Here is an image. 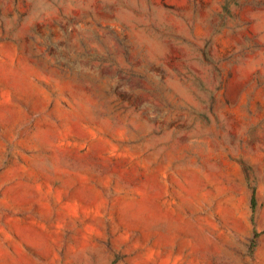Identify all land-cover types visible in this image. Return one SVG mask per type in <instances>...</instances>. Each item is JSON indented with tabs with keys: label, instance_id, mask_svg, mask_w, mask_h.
Here are the masks:
<instances>
[{
	"label": "rangeland",
	"instance_id": "1",
	"mask_svg": "<svg viewBox=\"0 0 264 264\" xmlns=\"http://www.w3.org/2000/svg\"><path fill=\"white\" fill-rule=\"evenodd\" d=\"M0 264H264V0H0Z\"/></svg>",
	"mask_w": 264,
	"mask_h": 264
},
{
	"label": "trees",
	"instance_id": "2",
	"mask_svg": "<svg viewBox=\"0 0 264 264\" xmlns=\"http://www.w3.org/2000/svg\"><path fill=\"white\" fill-rule=\"evenodd\" d=\"M254 196L252 197L251 203H252V209H254ZM257 236V234H255V237Z\"/></svg>",
	"mask_w": 264,
	"mask_h": 264
}]
</instances>
